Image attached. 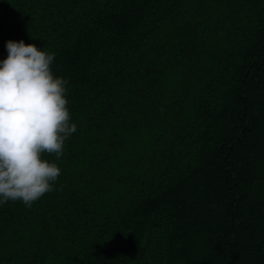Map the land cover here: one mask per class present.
I'll list each match as a JSON object with an SVG mask.
<instances>
[{
  "label": "trees",
  "instance_id": "1",
  "mask_svg": "<svg viewBox=\"0 0 264 264\" xmlns=\"http://www.w3.org/2000/svg\"><path fill=\"white\" fill-rule=\"evenodd\" d=\"M8 39L55 52L77 128L0 264H264V0H0Z\"/></svg>",
  "mask_w": 264,
  "mask_h": 264
},
{
  "label": "clouds",
  "instance_id": "2",
  "mask_svg": "<svg viewBox=\"0 0 264 264\" xmlns=\"http://www.w3.org/2000/svg\"><path fill=\"white\" fill-rule=\"evenodd\" d=\"M0 58V205L26 206L53 190L65 141L76 131L67 79L54 74L55 52L8 39ZM45 153L55 155V160Z\"/></svg>",
  "mask_w": 264,
  "mask_h": 264
}]
</instances>
